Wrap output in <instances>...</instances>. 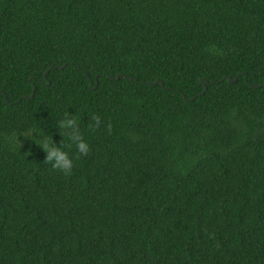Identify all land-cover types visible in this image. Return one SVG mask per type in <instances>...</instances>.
Listing matches in <instances>:
<instances>
[{
    "label": "trees",
    "instance_id": "1",
    "mask_svg": "<svg viewBox=\"0 0 264 264\" xmlns=\"http://www.w3.org/2000/svg\"><path fill=\"white\" fill-rule=\"evenodd\" d=\"M263 84L264 0H0V264H264Z\"/></svg>",
    "mask_w": 264,
    "mask_h": 264
},
{
    "label": "clouds",
    "instance_id": "2",
    "mask_svg": "<svg viewBox=\"0 0 264 264\" xmlns=\"http://www.w3.org/2000/svg\"><path fill=\"white\" fill-rule=\"evenodd\" d=\"M102 123L101 116L93 114L88 119L87 127L95 130ZM42 124L45 127H42ZM46 127L45 121H37L19 132H13L11 135L13 147L21 146L18 137L23 136L43 150L45 153L44 164L51 165L53 170L64 175L71 174L74 168V158L69 155V150L74 147L79 156H87L91 150L90 144L81 131V117L76 111L75 114L65 111L58 119L54 120L53 127L62 138L59 145L55 142L53 134L46 130ZM108 130H111L110 125H108Z\"/></svg>",
    "mask_w": 264,
    "mask_h": 264
},
{
    "label": "water",
    "instance_id": "3",
    "mask_svg": "<svg viewBox=\"0 0 264 264\" xmlns=\"http://www.w3.org/2000/svg\"><path fill=\"white\" fill-rule=\"evenodd\" d=\"M120 77H121V75H117V77L115 79L118 80ZM225 78L230 83H235L237 81V79H232L231 77H225ZM90 84L92 86V82L91 81H90ZM157 84H160V82L157 81V82H155L154 84H151V85H157ZM161 85L163 86V83H161ZM260 87H264V84L262 86H260ZM96 88H97V83H96V87L93 88V89H96ZM35 91H36V88H34L33 94H32V96L29 99H32L33 98ZM0 93H2V91H0ZM4 96H5V99L7 100V96L5 94H4ZM184 100H187V98L185 96H184Z\"/></svg>",
    "mask_w": 264,
    "mask_h": 264
}]
</instances>
